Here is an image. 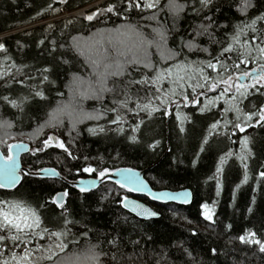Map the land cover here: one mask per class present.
<instances>
[{
	"label": "trees",
	"instance_id": "obj_1",
	"mask_svg": "<svg viewBox=\"0 0 264 264\" xmlns=\"http://www.w3.org/2000/svg\"><path fill=\"white\" fill-rule=\"evenodd\" d=\"M94 2L97 0H65V2L0 0V35L5 34L0 36V43L6 45L8 53L17 65L29 66L25 70L34 72L36 68L51 67L53 71L50 79L55 81L54 84L44 87L47 99H31L22 117L18 118L17 110L0 103V114L15 122V127L11 129H0V139L4 141L0 143V149L8 155L7 146L20 138L27 140L26 142L34 149L41 146V142L48 136L54 135L63 140L72 152V156L69 157L63 149L55 147L54 144L42 153L33 155L28 152L22 155V163L30 172L52 167L64 179L48 177L41 179L39 176H28L23 173L22 182L16 189H0V198H12L13 195L18 194L33 203L42 204L45 199L56 193L67 191L66 209L71 214V218L79 221L73 231H82L83 227L90 229L88 235L91 243L100 244L103 252L108 253V256L103 257L102 264L113 254L117 258L113 264H127L128 257H133V264H156L158 260L160 264H193L192 257L196 258V264H264V253L258 251V246L241 244L238 240V236L244 234L246 230H254L261 239H264V231H262L264 230V181L257 173L260 165L264 163V127H248L245 132L234 130L236 133L232 136V140L236 141L234 145L223 134L217 137L207 132L214 118L219 119L215 114L222 112L226 107L224 101L231 98V92L217 101L210 112L205 110L201 113L200 109L205 103L211 104L219 94V89L208 93L207 97L201 96L200 105L189 103L185 107L182 104L179 109V119L176 118L175 105H172L171 116L156 112L149 120L142 113L145 124L138 133H135L140 140V143L135 144L125 138L133 135L127 125L124 135L115 131L94 135L88 131L98 124L115 129L116 125L107 124V120L114 118L115 114L112 113L107 114L106 119L100 121L85 120L77 125L76 130H72L66 116L63 117V124L56 128L46 123L49 113L57 104L61 102L67 104L73 100V93L69 88L73 73L85 75L82 58L67 50L71 38L111 30L126 23L123 15L104 12L109 5L117 3V0H103L93 8L52 19ZM215 3L219 10L213 9L214 19L217 24L228 25L227 29L221 28L216 32L219 37L223 32L231 31L232 25L237 22L236 17L240 14L235 11V0H215ZM255 3L257 8H264V0H255ZM96 12L102 14L92 21L86 19V16ZM253 13L258 14L256 8L250 10L249 16L251 17ZM126 15L134 24L143 26L152 23L142 20L141 14L135 8ZM200 22V19L187 15L178 20L175 25L176 30L169 33V48L178 47L180 37L184 36L189 24ZM168 23L171 26L172 21L169 20ZM144 31L151 38L150 28H144ZM125 39L131 42L136 40L135 37ZM41 40L44 41L43 45L40 44ZM53 41L55 44L52 43ZM201 42L213 52L217 47L209 46L206 38H202ZM60 45L64 47L61 48ZM51 49L56 50L51 51ZM151 55L154 61L159 60V54L155 49L151 50ZM205 56L206 54H199L201 59ZM61 60H68L70 63L63 64ZM253 68H259V64L255 62L241 64L240 71H251ZM128 71L131 76L126 75L122 79L140 78L133 68H129ZM164 87L167 88L168 85L165 83ZM251 91L255 92V89ZM58 92H62L63 96L58 95ZM20 94L27 95L28 90L16 83H13L9 89H0V95L16 97ZM110 99L111 94H107L103 101L87 99L83 102L76 100V103L85 111L92 112L100 109L102 105L111 107ZM189 100L191 101V95ZM262 102L264 96L257 93L249 95L240 106L245 112L257 111ZM253 104L257 106L256 109L252 108ZM185 116L188 117L183 125L185 131L180 132V120ZM227 117L234 120L235 113H228ZM258 119L259 117H254L252 123L255 125ZM128 120L131 124L136 123L132 114H128ZM37 129L40 131L37 132ZM232 131L229 126V133ZM5 132L10 133L12 138L5 135ZM244 136L250 138L249 147L255 153L254 158L249 161L251 178L246 184L242 179L243 169L236 159L241 150L240 140ZM202 137L208 138V145L203 143ZM156 140L160 143L155 150L148 147ZM209 145L211 150H208ZM198 146L206 150L199 152ZM227 150H232L233 156L226 159L224 172L218 178V188L217 180L209 177L213 176L219 164V156L224 155ZM89 165L96 167L98 171L103 168L112 171L120 167L147 169L145 178L154 189L189 188L193 192V202L187 206L176 203L160 204L141 196L138 198L157 210L160 217L149 220L139 219L122 208L121 197L131 194L121 189L114 181L107 179L96 189L84 192L70 183L81 177L97 176L96 173L79 171ZM218 190L219 196L216 194ZM203 203H208L209 210L214 213V223L204 219L201 207ZM249 207L252 208L251 213L247 211ZM60 211L56 206L48 205L43 215L45 218L55 220ZM229 224L232 226L231 230L226 227ZM114 235L123 236L124 242L119 249H114L106 243V240ZM147 237H151V240ZM129 240H139L140 244L133 246L128 242ZM88 246V241L80 239L79 244H70L61 257L83 258ZM213 248L217 252L215 256L211 252ZM182 249L190 251L192 257L187 256Z\"/></svg>",
	"mask_w": 264,
	"mask_h": 264
},
{
	"label": "snow or ice",
	"instance_id": "obj_2",
	"mask_svg": "<svg viewBox=\"0 0 264 264\" xmlns=\"http://www.w3.org/2000/svg\"><path fill=\"white\" fill-rule=\"evenodd\" d=\"M61 2H65V0H61ZM125 4L127 7H123ZM234 7L235 11L240 14L236 17L237 22L232 25L231 31H225L218 37L216 32L221 28L227 29L228 25L217 24L214 19L213 9L219 10L215 0H117V3L109 5L104 12L117 16L123 15L126 23L111 30L98 31L88 36H73L71 42L67 44L69 52L82 58L85 75L73 73L69 82L73 100L67 104L63 102L57 104L49 113L46 123L52 128H56L63 124V117L66 116L71 123L72 130H76L77 125L85 120L100 121L106 119L107 114L112 113L115 114L114 118L107 120V124L116 125L115 129L98 124L95 128H89L88 131L94 135L106 131H115L117 134L124 135L125 125H127L133 135L125 136V138L135 144L140 143L135 133H138L145 124L142 113L149 120L156 112L171 116L172 105H175L176 118L179 119V109L182 104L185 107L189 103L200 105L201 96L207 97L208 93L219 89V94L211 104L205 103L200 109L201 113L205 110L210 112L217 101L227 96L229 92L232 93L231 98L224 101L226 107L223 108V111L215 114L219 119L214 118L207 128L209 135L218 137L223 134L234 145L236 143L235 140H232V136L236 134L234 130L245 132L248 127H264V123H262L264 122V102L259 105L257 111L245 112L240 106L243 100L248 99L249 95L259 93L264 96V91H261L264 89V8H257L255 0H235ZM133 8L138 10L142 20L152 23L143 26L131 23L126 13L131 12ZM254 8L258 14L253 13L250 17V10ZM101 14V12H96L86 16V19L92 21ZM186 15L198 18L201 22L189 24L184 36L180 37L178 47L169 48V33L176 30V22ZM169 20L172 21L171 26L168 23ZM144 28H150L151 38L145 33ZM126 37H135L136 40L131 42L129 39H125ZM202 38H206L209 46H217L214 52L210 51V47L204 46L201 42ZM52 43L55 44V41ZM40 44L43 45L44 41L41 40ZM60 47L63 48L64 45H60ZM152 49H155L159 54L158 61L152 59ZM55 50L51 49V51ZM199 54H206V56L201 59ZM0 55H2V59H0V82H2L0 89H9L13 83H16L28 90L27 95L20 94L16 97L0 95V103L17 110L19 118L24 114L25 107L31 99H47L44 87L55 83L50 79L53 69L43 67L36 68L34 72L25 70L29 66L17 65L3 43H0ZM251 62L258 63L259 68L240 71L241 64L247 65ZM61 63L69 64L70 61L61 60ZM129 68H133L140 78L122 79L126 75L131 76ZM110 81L111 86H109ZM165 83L168 85L167 88L164 87ZM252 89H255V92H252ZM57 94L63 96L62 92ZM107 94H111V107L102 105L100 109L87 112L80 104L76 103V100L83 102L87 99L103 101ZM190 95L191 101L189 100ZM256 107L255 104L252 105L253 109ZM231 112L235 113L234 120L227 117V114ZM128 114H132L136 121L135 124L129 122ZM254 117H259L255 125L252 123ZM186 120H188L187 116L180 120V132L185 131L183 125ZM221 121H223L222 125ZM229 126L233 129L231 133H229ZM13 127H15V122L0 114V129ZM39 131L40 129H37V132ZM5 135L12 138L8 132H5ZM202 141L205 145L209 143L207 137H202ZM3 142L0 139V143ZM159 143L160 141L156 140L148 147L155 150ZM249 143L250 138L244 136L240 140L241 150L236 156L243 169L242 179L245 184L251 178L249 161L255 156ZM54 144L55 147L63 149L67 156H72V152L69 151L64 141L54 135L48 136L41 142V146L34 149L28 148L23 143L8 145V155L0 154V159L3 160L0 163V189H16L22 178V170L18 168L12 155L13 150L27 149L36 155L53 147ZM198 150L204 152L206 149L198 146ZM208 150H211L210 145ZM232 156V150H227L224 155H220L219 164L216 166L213 176L209 177V179L217 180L218 188V178L224 172L226 159ZM79 171L89 174L96 173L101 181L106 177L110 179L113 174L108 168L98 171L91 165L83 167ZM47 173H51L53 176L59 175L51 169H40L37 173L25 171L24 175L39 176V178L45 179ZM257 173L259 178L264 181V163L260 165ZM115 174L120 177L115 183L129 193H142L148 188V184L141 174L132 168L116 169ZM91 183L95 185L96 181L93 180ZM79 190L84 192L89 189L80 188ZM149 194L153 200L162 203L181 201L185 204L190 203L191 195L189 191L150 192ZM216 194L219 196V190ZM67 196V191L58 192L45 199L42 204L33 203L18 194L13 195L12 198H0V264H102L103 257L108 256V253L103 252L100 244L91 243L88 235L90 229L83 227L82 231H73L79 221L71 218V214L66 209L65 198ZM120 203L124 208L135 213L137 217L159 216L158 212L137 203L136 200L129 199L128 196L121 197ZM48 205H54L61 210L55 220L45 218L43 215V211ZM201 207L204 219L214 223V213L209 210V204L203 203ZM247 211L251 213L252 208L249 207ZM226 227L231 230L232 226L229 224ZM80 239H85L89 245L83 258L80 256L61 257L70 244H79ZM147 239L151 240V237H147ZM238 240L241 244L258 246V251L264 253V239H261L256 231L246 230L244 234L238 236ZM123 242L122 235H114L106 240V243L114 249H119ZM128 242L133 246L140 244L139 240H129ZM182 251L192 257V253L187 249H182ZM211 252L214 256L217 254L215 248ZM57 257L61 258L58 260ZM116 260V255L113 254L104 264H113ZM192 261L193 264H196L195 257H192ZM127 264H133V257H128ZM156 264H160V261H156Z\"/></svg>",
	"mask_w": 264,
	"mask_h": 264
},
{
	"label": "water",
	"instance_id": "obj_3",
	"mask_svg": "<svg viewBox=\"0 0 264 264\" xmlns=\"http://www.w3.org/2000/svg\"><path fill=\"white\" fill-rule=\"evenodd\" d=\"M16 143H23L25 145L28 146V148H31L30 144L25 142V141H21V142H15L13 144H16ZM29 151L27 149L25 150H13L12 152V155L14 156L15 160H16V163L18 165V168L21 171V180L20 182L18 183L17 187L20 185V183L22 182V179H23V175H22V172H25V171H29L27 167L24 166V164L22 163V155L28 153ZM0 154H2L3 156H5V154L3 153V151L0 149ZM3 160L0 159V163H2ZM128 168H132V167H120L118 169H128ZM44 169H51V170H54L55 172L59 173L55 168H52V167H47V168H44ZM134 169L135 171L139 172L141 174V177L146 181V183L148 184V188L145 189L144 192L142 193H137V192H131L132 195L128 196L129 199L131 200H136L137 203H141L143 204L144 206L146 207H149L150 209L158 212L157 210H155L152 206H150L148 203H146L145 201L139 199L138 197H141V196H144L146 198H148L150 201L152 202H155V203H160V204H167V203H176V204H179V205H184V206H187V205H190L192 202H193V192L191 189L189 188H184V189H179V190H169V189H153V187L151 186V184L148 182V180L145 178V172L147 171V169L145 170H137L135 168H132ZM38 172V171H37ZM37 172H33V173H37ZM116 172V169L114 171H112V175H111V178H104L103 181H101L97 176H87V177H81L79 178L78 180H75V181H72L70 182L71 184H73L74 186H76L78 189L80 188H86V189H89L87 191H90V190H93V189H96L97 187H99L101 185V183H103L105 180H112V181H116L117 179H120L119 175L118 174H115ZM45 177H48V178H59V179H64L63 176L59 173V175H56V176H53L51 175V173H47L45 174ZM95 180L96 183L95 185H92V181ZM82 181V183H81ZM16 187V188H17ZM181 191H189L191 193L190 197H189V201L190 203H183L181 201H169L167 203H162L160 201H155L151 198V195L149 194L150 192H169V193H178V192H181ZM62 192V191H61ZM136 196V197H135ZM66 199V198H65ZM121 206L123 207L122 203H121ZM124 208V207H123ZM125 210H127L128 212H130L131 214L135 215V213H132L130 209H126L124 208ZM159 213V212H158ZM136 216V215H135ZM160 217V213H159V216L158 217H153V218H140V219H145V220H149V219H156V218H159Z\"/></svg>",
	"mask_w": 264,
	"mask_h": 264
},
{
	"label": "rangeland",
	"instance_id": "obj_4",
	"mask_svg": "<svg viewBox=\"0 0 264 264\" xmlns=\"http://www.w3.org/2000/svg\"><path fill=\"white\" fill-rule=\"evenodd\" d=\"M102 1H103V0H97V2H94V3L88 4V5L84 6L83 8H82V7L77 8L78 10L74 9V10H72V11L66 12V13H64V14H62V15H59V16H57V17H54V18H52V19L54 20V19H57V18H59V17L67 16V15L73 14L74 12L76 13V12L81 11V10H87V9H89V8H91V7L93 8L95 5H97L98 3H101ZM52 19H50V20H52ZM47 21H49V19H48ZM37 24H38V23H37ZM3 35H5V34H3ZM3 35H0V36H3ZM18 141H27V140L20 138V139H18V140L13 141L12 143H14V142H18Z\"/></svg>",
	"mask_w": 264,
	"mask_h": 264
},
{
	"label": "bare ground",
	"instance_id": "obj_5",
	"mask_svg": "<svg viewBox=\"0 0 264 264\" xmlns=\"http://www.w3.org/2000/svg\"><path fill=\"white\" fill-rule=\"evenodd\" d=\"M47 168V167H46ZM135 169H137V168H135ZM137 170H140V169H137ZM78 180V179H77ZM77 188V187H76ZM154 189V188H153ZM123 208V207H122ZM124 209V208H123ZM127 211V210H126ZM128 212V211H127ZM130 213V212H129ZM131 214V213H130ZM133 215V214H132ZM137 217V216H136ZM140 219V218H139Z\"/></svg>",
	"mask_w": 264,
	"mask_h": 264
}]
</instances>
